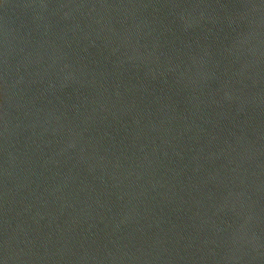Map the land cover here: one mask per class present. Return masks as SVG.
Segmentation results:
<instances>
[{"label": "water", "instance_id": "obj_1", "mask_svg": "<svg viewBox=\"0 0 264 264\" xmlns=\"http://www.w3.org/2000/svg\"><path fill=\"white\" fill-rule=\"evenodd\" d=\"M0 264H264V0H0Z\"/></svg>", "mask_w": 264, "mask_h": 264}]
</instances>
